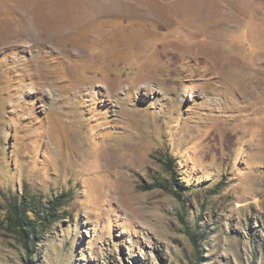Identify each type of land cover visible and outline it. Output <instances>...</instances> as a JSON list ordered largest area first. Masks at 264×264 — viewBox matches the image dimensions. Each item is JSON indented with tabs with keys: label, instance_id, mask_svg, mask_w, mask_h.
Listing matches in <instances>:
<instances>
[{
	"label": "rangeland",
	"instance_id": "1",
	"mask_svg": "<svg viewBox=\"0 0 264 264\" xmlns=\"http://www.w3.org/2000/svg\"><path fill=\"white\" fill-rule=\"evenodd\" d=\"M0 264H264V0H0Z\"/></svg>",
	"mask_w": 264,
	"mask_h": 264
},
{
	"label": "trees",
	"instance_id": "2",
	"mask_svg": "<svg viewBox=\"0 0 264 264\" xmlns=\"http://www.w3.org/2000/svg\"><path fill=\"white\" fill-rule=\"evenodd\" d=\"M169 191L168 186L161 184L159 186ZM65 204L63 197L55 201L43 204L36 197L22 196L15 200L6 208L4 223L5 228L16 239L22 242L26 250L32 249L41 242V235L44 233L46 225H52L57 221L58 210ZM193 244L198 239H207L209 235H190Z\"/></svg>",
	"mask_w": 264,
	"mask_h": 264
}]
</instances>
